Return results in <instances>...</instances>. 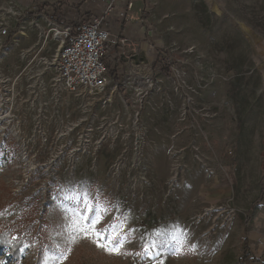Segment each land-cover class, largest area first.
<instances>
[{
	"label": "rangeland",
	"instance_id": "obj_1",
	"mask_svg": "<svg viewBox=\"0 0 264 264\" xmlns=\"http://www.w3.org/2000/svg\"><path fill=\"white\" fill-rule=\"evenodd\" d=\"M137 16L132 33L145 34L104 58L109 88L117 84L111 103L76 100L72 121L46 139L17 104L54 52L49 27L28 12L11 46L0 37V79L10 67L15 80L9 92L0 81V113L4 94L16 100L0 123V231L27 237L18 256L0 248V264H236L246 250L264 262V0H136ZM12 19L0 0V24ZM76 193L107 208L97 227L122 230L130 242L119 254L71 241L82 204L66 197ZM173 235L186 238L179 252Z\"/></svg>",
	"mask_w": 264,
	"mask_h": 264
},
{
	"label": "built area",
	"instance_id": "obj_2",
	"mask_svg": "<svg viewBox=\"0 0 264 264\" xmlns=\"http://www.w3.org/2000/svg\"><path fill=\"white\" fill-rule=\"evenodd\" d=\"M134 1L79 0L78 4L65 1L57 9L52 5L48 10L33 7L32 14L44 18L55 46L45 67L36 68L33 76L23 84L22 90L27 96L17 104L20 109L32 113L33 132L37 130L42 136L45 135V139L50 129L57 133L54 125L72 121V106L76 100L82 107L111 103L117 84L109 88L111 75L104 58H113L112 51L132 42L133 36L125 34L123 30L132 24L130 16ZM8 11L13 19L0 24V37L5 46H11L15 41L14 36L20 28L18 19L26 16L25 11L13 8H8ZM31 23L39 26L38 20ZM115 26L118 30H115ZM19 33L23 34V31ZM4 55L11 56V50L5 51ZM28 56L26 49L17 53L20 60L28 59ZM11 70L10 67L6 68V77L0 79L4 84L8 83L7 87H3L8 92L15 87V80L9 76ZM145 82L148 87L152 86L149 80ZM2 104L9 107V113H0V123L4 120L9 122L16 100L4 94ZM35 166L29 167V170L37 169Z\"/></svg>",
	"mask_w": 264,
	"mask_h": 264
},
{
	"label": "snow or ice",
	"instance_id": "obj_3",
	"mask_svg": "<svg viewBox=\"0 0 264 264\" xmlns=\"http://www.w3.org/2000/svg\"><path fill=\"white\" fill-rule=\"evenodd\" d=\"M66 198L79 200L82 204V208L78 207L72 210V215L66 229L72 242H75L78 236H83L84 238L91 239L98 248L109 254H119L124 244L130 242L125 238H121L122 230H117L116 225L109 224L104 227H97L107 215V208H102L98 202L91 203L86 193H76ZM174 231L180 233V236L184 235L179 227H176ZM162 235L166 236L167 233L156 234L158 238ZM180 236H171V240L179 245L176 249L177 252L182 249L186 240V238L185 240H181ZM156 247L158 245L155 239L146 242L144 254L148 255L150 250ZM189 247L194 249L195 245H189ZM57 248H59V244H57Z\"/></svg>",
	"mask_w": 264,
	"mask_h": 264
},
{
	"label": "trees",
	"instance_id": "obj_4",
	"mask_svg": "<svg viewBox=\"0 0 264 264\" xmlns=\"http://www.w3.org/2000/svg\"><path fill=\"white\" fill-rule=\"evenodd\" d=\"M44 6H46L45 3L43 4H39L37 5L38 9L41 10ZM54 9L58 8L57 4H53L52 5ZM30 14H32V12H29ZM164 73H167V69H163ZM262 168L264 169V159L262 161ZM263 189H260V193H259V197L257 199V201H260L262 199L263 196ZM256 201L253 203L255 204ZM13 228L11 227H6L5 229L0 231V248H3L4 246L7 247L9 249V252L11 254H14L15 256H18V251H19V247L20 245H22V243L24 242V240L27 239L26 235L24 234L25 230H23L24 232H21L20 230L17 231V235L12 238V233H13ZM30 230V228L26 231L28 232ZM244 246L243 249L245 250L247 248V244H246V239H244ZM251 261L257 264H264V262H261L260 259L254 258V257H249V255H247V250L243 251V254L241 256L240 261H238L236 264H239L241 262H245V261Z\"/></svg>",
	"mask_w": 264,
	"mask_h": 264
},
{
	"label": "crops",
	"instance_id": "obj_5",
	"mask_svg": "<svg viewBox=\"0 0 264 264\" xmlns=\"http://www.w3.org/2000/svg\"><path fill=\"white\" fill-rule=\"evenodd\" d=\"M6 2V5L8 6V8H13V9H17L19 11H25L26 13L28 12H31V10L33 9V7L39 5V4H43L45 3L46 6H44L42 8V10H48L50 5H53V4H57V5H60V4H63V2L67 1L71 4H77L79 0H4ZM136 1V0H135ZM77 2V3H76ZM142 2V0H141ZM140 15V12L138 13V16ZM138 16L137 18H135V20L132 22V26H133V23L134 22H137L138 20ZM127 27L125 28L123 31L125 34L127 35H132V34H135V35H132L133 37H136V38H140L141 36H143L145 34V27H143L142 29H139L138 26H136L135 28L137 29L136 33H132V29L131 27ZM129 29H131L129 31ZM115 30H118V27L115 26ZM129 31L130 33L128 34ZM138 36V37H137Z\"/></svg>",
	"mask_w": 264,
	"mask_h": 264
},
{
	"label": "bare ground",
	"instance_id": "obj_6",
	"mask_svg": "<svg viewBox=\"0 0 264 264\" xmlns=\"http://www.w3.org/2000/svg\"><path fill=\"white\" fill-rule=\"evenodd\" d=\"M192 48H194V47H191V49H192ZM207 104H208V112H211V109H212V108H210V104H211V103H210V102H207ZM227 122H228V121H227ZM225 124H226V123H225ZM224 126H225V125H224ZM214 130H215V129H214ZM223 136H224V134H223ZM223 136H221V137H223ZM225 136H226V135H225ZM218 137H220V135H218ZM226 137H227V136H226ZM226 137H225V138H226ZM219 139H222V138H219ZM219 141H220V140H219ZM223 141H224V140H223ZM220 142L222 143V141H220ZM220 142H219V143H220ZM187 161H188V160H187ZM195 168H196V167H195ZM160 169H161V168H160ZM162 169H163V168H162ZM189 178H190V177H189ZM195 226H196V225H195ZM194 228H195V227H194ZM196 229H198V228H196Z\"/></svg>",
	"mask_w": 264,
	"mask_h": 264
}]
</instances>
